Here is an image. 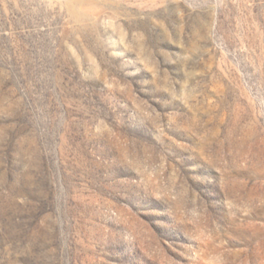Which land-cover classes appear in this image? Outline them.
<instances>
[{"label": "rangeland", "instance_id": "374dc122", "mask_svg": "<svg viewBox=\"0 0 264 264\" xmlns=\"http://www.w3.org/2000/svg\"><path fill=\"white\" fill-rule=\"evenodd\" d=\"M0 264H264V0H0Z\"/></svg>", "mask_w": 264, "mask_h": 264}]
</instances>
